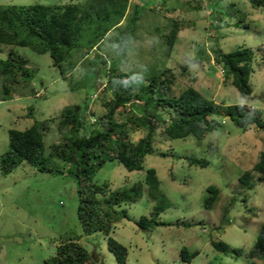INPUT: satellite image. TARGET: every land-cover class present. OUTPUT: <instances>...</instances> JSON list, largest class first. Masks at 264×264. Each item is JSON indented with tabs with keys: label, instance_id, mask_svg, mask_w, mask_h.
I'll return each mask as SVG.
<instances>
[{
	"label": "rangeland",
	"instance_id": "rangeland-1",
	"mask_svg": "<svg viewBox=\"0 0 264 264\" xmlns=\"http://www.w3.org/2000/svg\"><path fill=\"white\" fill-rule=\"evenodd\" d=\"M79 1L83 0H0V3ZM137 1L143 2L142 13L127 56L119 58V43L113 41L116 31L101 44L100 52L115 67L142 78L172 68L178 76L179 91L194 85L223 109L228 105L248 104L260 111L264 119L263 8L253 7L250 0H221L223 7L227 2H235L238 15L225 18L216 28L210 24L208 11L210 6H216L214 1L130 0L124 24L133 14ZM169 16L183 20V29L172 46L165 43L166 36H162L169 30L166 28ZM204 44L210 49L209 57L199 63L196 57ZM217 44L225 50L249 47L254 51L251 95L243 96L235 85L225 81L222 66L215 61ZM19 51L29 59V67L35 71L33 86L37 91L45 89L46 95H33L28 87L22 95L18 92L0 100V157L9 148L10 128L26 129L36 121L58 117L68 106L78 105L89 117L86 127L90 129L105 110L104 100L110 97L102 89L107 81L102 71L97 75L96 86L93 76L84 78L85 61L93 53L66 78L53 65L49 53L39 54L28 47H20ZM5 56L0 54V57ZM85 56L84 50L78 54L80 59ZM182 66H187L186 70ZM101 68L108 69V66L102 64ZM97 86L102 90L95 95ZM215 117L217 126L202 139L167 138L164 122L155 121V151L146 156L143 169L130 171L114 160L107 161L94 176L95 182H107L110 189L116 190L143 181L150 167L157 170L166 201L160 219L173 224L156 225L149 230L138 226L137 221L143 215L151 216L157 203L147 190L139 201L124 203L121 210H126L129 216L119 219L111 236L127 246V264H249L253 258L258 264H264L263 254L251 257L264 224V181L253 189L240 185V177L264 152V130L256 125L241 128L223 111ZM145 133L144 129L134 131L132 139L138 141ZM63 138L59 118H56L46 129V155L50 153V145ZM182 155L205 158L209 165H190L186 159L179 158ZM52 160L54 165L67 167L62 160ZM211 185L220 189V195L211 208H207L205 201ZM78 206L77 180L67 172H41L28 162L9 174L0 169V264H44L64 237L74 235L80 237L88 251L98 253L99 264H118L104 233L84 234ZM187 222L192 225L186 226ZM211 239L226 241L241 252L218 251ZM184 246L189 251H199L191 262L181 258Z\"/></svg>",
	"mask_w": 264,
	"mask_h": 264
},
{
	"label": "trees",
	"instance_id": "trees-1",
	"mask_svg": "<svg viewBox=\"0 0 264 264\" xmlns=\"http://www.w3.org/2000/svg\"><path fill=\"white\" fill-rule=\"evenodd\" d=\"M209 1L216 2V6H210L208 10L212 27L218 28L225 18L238 15L235 2H227L223 7L221 0ZM250 2L253 7L264 9V0ZM129 3L130 0H83L66 4L0 3V54H6L0 57V100L18 92L22 95L28 87L33 95H46L45 89L37 91L33 86L35 71L29 67V59L20 53V47H28L39 54L49 53L53 65L66 78L71 77L77 65L93 53L85 61L87 70L84 78L93 76L96 86L97 75L102 71L107 80L102 89L110 96L103 102L104 112L92 122L90 129L86 127L89 117L82 113L78 105L68 106L58 117L36 121L26 129L10 128L9 148L0 157L1 172L9 174L23 162H28L41 172H67L73 175L77 180L78 218L84 234L104 233L108 248L116 256L118 264H127L129 251L111 233L120 218L129 216L126 210H121L124 203L139 201L143 191L147 190L149 197L157 203L151 216L143 215L137 221L138 226L149 230L156 225H171L173 222L160 219L166 201L155 168L147 169L143 181L112 190L107 182L99 184L94 181V176L107 161L116 160L130 171L143 169L146 156L155 151V121L164 122L167 138L194 136L202 139L217 126L215 114L221 111L241 128L256 125L264 130L261 112L253 106L233 104L223 109L194 85L179 91L178 76L172 68H164L142 78L115 67L100 52V48L106 37L116 31L113 41L119 43V58L127 56L143 5V2L137 1L133 14L124 24ZM182 21L169 16L166 25L169 30L164 35L162 33L169 46L173 45L183 29ZM200 48L196 61L202 63L203 58L209 57L210 49L205 44ZM83 50L86 56L80 59L78 54ZM214 52L215 61L222 66L225 81L235 85L243 96L251 95L254 51L249 47L225 50L217 44ZM102 64L108 69H100ZM182 68L186 70L187 66ZM97 88L95 95L102 90ZM30 113L33 115L32 106ZM56 118H59L64 138L52 143L50 153L46 155V129ZM141 129L146 130L145 135L134 141L132 132ZM53 158L62 160L67 167L54 165ZM179 158L186 159L190 165H209L205 158L190 155ZM256 173L260 175L256 177ZM261 181H264V152L254 166L240 177V185L253 189ZM208 192L210 194L206 197L205 205L211 208L219 198L220 189L211 185ZM185 225L192 224L187 222ZM211 244L221 252H241L220 239H211ZM257 253L264 255V224L259 230L251 257ZM198 254L199 251H189L184 246L181 258L191 262ZM44 264H99V256L88 251L79 236H67L59 242L55 253L44 260ZM249 264L258 263L253 258Z\"/></svg>",
	"mask_w": 264,
	"mask_h": 264
},
{
	"label": "built area",
	"instance_id": "built-area-1",
	"mask_svg": "<svg viewBox=\"0 0 264 264\" xmlns=\"http://www.w3.org/2000/svg\"><path fill=\"white\" fill-rule=\"evenodd\" d=\"M39 94V93H38Z\"/></svg>",
	"mask_w": 264,
	"mask_h": 264
}]
</instances>
